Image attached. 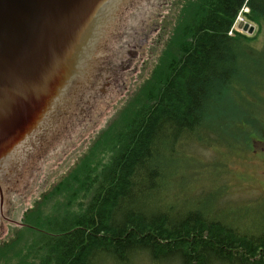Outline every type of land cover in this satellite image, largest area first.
Returning a JSON list of instances; mask_svg holds the SVG:
<instances>
[{"label": "trees", "instance_id": "obj_1", "mask_svg": "<svg viewBox=\"0 0 264 264\" xmlns=\"http://www.w3.org/2000/svg\"><path fill=\"white\" fill-rule=\"evenodd\" d=\"M134 2L111 40L138 57L113 66L112 86L126 90L117 77L134 74L117 72L136 67L145 48L153 61L104 124L110 99L102 85L85 87L93 93L80 125L88 127L55 152L67 161L40 185L24 181L32 189L20 200L32 198L7 221L0 264H264V223L222 210L219 191L181 202L176 184L185 147L243 152L254 149L255 136L264 139V114L236 89L251 65L264 63V46L254 47L264 34V0ZM245 7L254 34L230 36Z\"/></svg>", "mask_w": 264, "mask_h": 264}, {"label": "water", "instance_id": "obj_2", "mask_svg": "<svg viewBox=\"0 0 264 264\" xmlns=\"http://www.w3.org/2000/svg\"><path fill=\"white\" fill-rule=\"evenodd\" d=\"M133 1L139 0H0V239L8 234L13 212L32 198L20 200L32 189L24 181L40 185L67 161L59 158L65 146L75 143L77 132L88 127L89 123L80 125L87 118L82 119L87 111L82 104L89 106L93 93L85 87L102 85L100 92L110 99L104 124L137 78L141 81L143 65L146 68L153 61L150 48H145L138 68L117 72L134 74L117 77L128 84L126 90L112 86L118 84L112 77L113 66L138 57L116 50L111 40L120 35ZM239 28L249 34L255 31L243 23ZM156 35H150L149 41ZM100 67L103 83L97 76ZM76 125L80 126L74 130ZM18 175L23 184L13 188Z\"/></svg>", "mask_w": 264, "mask_h": 264}, {"label": "rangeland", "instance_id": "obj_3", "mask_svg": "<svg viewBox=\"0 0 264 264\" xmlns=\"http://www.w3.org/2000/svg\"><path fill=\"white\" fill-rule=\"evenodd\" d=\"M242 23L245 24L236 21L235 27ZM263 46L264 34L254 44L258 51ZM239 88L245 89L248 104H252L254 111L264 114L263 62L256 68L251 65L243 80L236 84V89ZM255 88L260 89L257 99L252 96ZM241 95L245 93L242 91ZM254 140V149L243 152L228 151L223 146L209 149L199 145L185 147L184 163L180 164L184 169L176 178L178 200L201 201L197 192L219 191L223 193L218 198L222 210L247 215L249 225L264 223V139L255 136ZM186 158L193 159L188 162L190 167H186Z\"/></svg>", "mask_w": 264, "mask_h": 264}, {"label": "built area", "instance_id": "obj_4", "mask_svg": "<svg viewBox=\"0 0 264 264\" xmlns=\"http://www.w3.org/2000/svg\"><path fill=\"white\" fill-rule=\"evenodd\" d=\"M246 11H248V9H246ZM239 21H243L240 16L237 19V22H239ZM232 33H233V30H231L230 35H232Z\"/></svg>", "mask_w": 264, "mask_h": 264}]
</instances>
